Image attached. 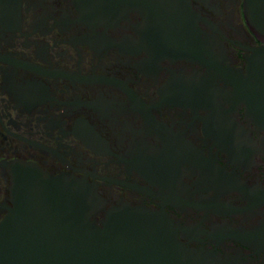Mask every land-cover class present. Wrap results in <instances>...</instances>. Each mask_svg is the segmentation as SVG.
<instances>
[{
    "label": "flooded vegetation",
    "instance_id": "obj_1",
    "mask_svg": "<svg viewBox=\"0 0 264 264\" xmlns=\"http://www.w3.org/2000/svg\"><path fill=\"white\" fill-rule=\"evenodd\" d=\"M263 52L245 0H0V223L30 163L264 264V129L242 93Z\"/></svg>",
    "mask_w": 264,
    "mask_h": 264
},
{
    "label": "water",
    "instance_id": "obj_2",
    "mask_svg": "<svg viewBox=\"0 0 264 264\" xmlns=\"http://www.w3.org/2000/svg\"><path fill=\"white\" fill-rule=\"evenodd\" d=\"M245 11L264 42V0H245ZM247 87L244 99L264 129V54ZM13 197L0 223V264H221L180 242L164 212L106 210L91 183L53 176L35 164L22 165Z\"/></svg>",
    "mask_w": 264,
    "mask_h": 264
}]
</instances>
